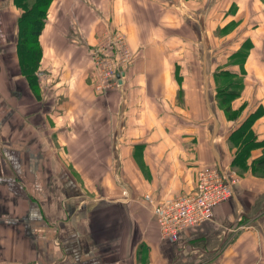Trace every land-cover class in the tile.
<instances>
[{
    "label": "crops",
    "instance_id": "crops-1",
    "mask_svg": "<svg viewBox=\"0 0 264 264\" xmlns=\"http://www.w3.org/2000/svg\"><path fill=\"white\" fill-rule=\"evenodd\" d=\"M22 14L14 0H0V264H264V179L238 178L213 220L175 242L162 237L145 198L170 202L195 192L201 170L232 171L227 138L264 107V0H54L35 85L18 52ZM209 21L218 39L251 42L223 55L225 71L244 73L232 102L247 104L237 122L219 108L207 67ZM193 22L196 96L174 79L183 52L172 49L171 34ZM119 36L131 66H120L117 87L98 90L96 58L118 62ZM239 52H247L242 64ZM254 130L264 141V116Z\"/></svg>",
    "mask_w": 264,
    "mask_h": 264
},
{
    "label": "trees",
    "instance_id": "trees-1",
    "mask_svg": "<svg viewBox=\"0 0 264 264\" xmlns=\"http://www.w3.org/2000/svg\"><path fill=\"white\" fill-rule=\"evenodd\" d=\"M53 1L14 0L15 5L23 10V14L19 18L18 52H20L23 61V75L27 77L31 85L37 83L36 72L42 58L40 37L46 26L48 11ZM246 54L247 52H239V57L241 56L245 60ZM242 76L243 72L239 75L229 71H223V73L214 76L219 106L229 122L239 121L247 107L246 103L239 109H234L232 105V102L242 95ZM183 97L184 92L180 90L179 98ZM263 116L264 107L258 106L252 114L238 124L237 129L231 132L227 138V144L231 151H234L231 169L237 178L251 173L254 177L264 179V154L256 159L252 155L253 151L264 149V141L259 140L254 130L256 121Z\"/></svg>",
    "mask_w": 264,
    "mask_h": 264
},
{
    "label": "built area",
    "instance_id": "built-area-1",
    "mask_svg": "<svg viewBox=\"0 0 264 264\" xmlns=\"http://www.w3.org/2000/svg\"><path fill=\"white\" fill-rule=\"evenodd\" d=\"M117 44L121 51L118 62L106 56L96 58L95 66L100 75L98 90L117 87L120 82V66H128L132 62L133 55L125 39L119 36ZM237 183L238 178L233 172L223 173L216 168H205L198 173L194 193L181 194L164 203L155 202L149 195L145 198L162 237L175 242L184 232L211 222L215 208L233 198Z\"/></svg>",
    "mask_w": 264,
    "mask_h": 264
},
{
    "label": "rangeland",
    "instance_id": "rangeland-1",
    "mask_svg": "<svg viewBox=\"0 0 264 264\" xmlns=\"http://www.w3.org/2000/svg\"><path fill=\"white\" fill-rule=\"evenodd\" d=\"M213 9L214 8H212V10ZM220 11L221 10H219V8H218L214 12L209 13V16H207V17L209 18L210 21H214V22H215V20L218 21L217 18H219L218 15H219ZM226 11L228 12V9ZM237 11H238V8H237V6L234 5L230 9V13H232V14L228 13V15L235 16ZM246 12H247V14H249L250 10L247 9ZM243 17H244V15L241 14L240 16H238L237 20L235 19L234 21L230 22L229 23L230 26L227 28V31L228 30L231 31L234 27H236L238 22L242 24V22L244 21ZM218 26H215V23L211 24V22L208 23L207 25H203V32H204V37H205L204 49L207 51V52H204V54L207 55V59L209 61L207 64V67L208 68L214 67L213 76H215V74H221V73H223V71H225L226 66L222 65L224 58H225L223 55L226 54L225 52H231L232 53V52L237 51L238 49H241L242 47H250L251 46V42H245L244 36H242V35H240L234 39H230V40H228L227 37L225 39H218L215 35H213V30L215 32L216 29L218 28ZM199 28L200 27H199V25L196 24V22L186 23V24L184 23L181 26H176L175 30H172V32H171L172 36H175L176 38H178L177 40L172 41V49L175 50V52H183L182 59H181L182 65L184 63V65L183 66L181 65V67H180V66H177L179 60L177 61V63H176L177 69L175 68L174 79L180 85L182 84L183 80L185 79L186 83H188V85L186 84L188 86L187 91L189 93H192V96H196V94H197V92H199V88L201 86V83H200L201 73L199 76H197L195 74V72H201V69H199V67L202 66V63L200 64V61L195 56L192 55V53L201 52L200 47L195 43L194 34H192V33H195L196 29H199ZM179 36H184V37H186V39L179 40V39H181V37H179ZM212 46H214L216 49H218L215 54L211 50ZM216 54H218V55H216ZM236 62L242 64L243 58L241 56L238 57L236 59ZM205 64L206 63L204 62L203 65L205 66ZM130 66H131V63L128 65V67H130ZM242 72L243 71L240 70V72H238L239 75H241ZM207 75L209 77L210 74H207ZM207 75H206V77H207ZM198 81H199V84L197 85ZM216 99H217V92H216ZM217 102H218V106H219L218 99H217ZM190 106H192L194 111H196L197 106H193V105H190ZM219 108H220V106H219ZM157 226H158V224H157Z\"/></svg>",
    "mask_w": 264,
    "mask_h": 264
}]
</instances>
